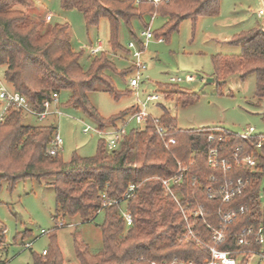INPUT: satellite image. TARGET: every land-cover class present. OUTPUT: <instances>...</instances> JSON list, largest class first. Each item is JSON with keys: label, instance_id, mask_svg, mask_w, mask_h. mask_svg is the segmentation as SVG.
<instances>
[{"label": "trees", "instance_id": "trees-1", "mask_svg": "<svg viewBox=\"0 0 264 264\" xmlns=\"http://www.w3.org/2000/svg\"><path fill=\"white\" fill-rule=\"evenodd\" d=\"M61 4L64 9L82 12L88 27L107 18L111 50L130 52L119 41L122 21L135 36L131 24L134 18L164 16L167 21L153 34L157 39H168L186 19L196 21L203 16L218 15L221 0H61ZM33 6V0H0V65L6 67L5 80L26 96L36 111L45 110L44 102L51 99L54 92L61 95L67 91L66 104L83 110L96 121L99 129L116 126L134 107L104 117L91 103L88 93L102 89L118 98L121 93L111 75L124 76L133 70V65L119 70L104 50L91 54L88 67H84L80 62L83 52L72 46L69 24L33 19L27 13ZM135 38L143 48L141 40ZM230 43L239 46L240 53L213 56L216 78L224 79L239 73L243 79L254 74L255 96L263 99L264 28L242 31ZM171 85L182 93L184 104L194 100L193 93L176 83ZM22 113L9 108L0 121V182L7 180L13 190L19 180L51 178L49 184L56 195L55 221L73 216L93 221L103 213V221L99 224L103 239L101 249L92 251L86 243L75 240L78 261L71 264H152L169 263L174 259L202 264L208 255L207 249L193 240L182 239L185 226L182 212L161 181L178 173L179 162L186 171L183 180L173 189L185 207H202L203 214L194 218L195 228L202 238L208 239L212 229L220 223V210L241 206L246 210L230 224L220 248L242 249L237 245L241 230L251 225L264 227L262 134L242 138L229 130L180 128L176 117L163 108L159 117L164 129L162 135L158 133L154 119L149 117L142 128L126 134L117 149H107L105 141L100 140L94 155L83 157L74 153L69 160H64L61 151L48 152L51 140L57 134L55 121L26 124L22 121ZM210 134L213 140H209ZM171 138L175 139L174 143H169ZM260 142L261 146L257 147ZM212 147H217L221 156H229L237 147L244 153H254L258 156L257 168H234L226 173L215 170L207 162L208 150ZM213 174L216 180L211 179ZM239 177L249 178L251 183L233 200L224 202L219 195L209 197L208 186L216 187L225 179ZM131 183L138 188L124 205L123 196ZM115 200L119 202L115 203ZM123 206L133 217L130 227L122 217ZM246 261L247 256L239 264H246ZM34 264H65L56 240L45 255H34Z\"/></svg>", "mask_w": 264, "mask_h": 264}, {"label": "rangeland", "instance_id": "rangeland-1", "mask_svg": "<svg viewBox=\"0 0 264 264\" xmlns=\"http://www.w3.org/2000/svg\"><path fill=\"white\" fill-rule=\"evenodd\" d=\"M34 6L27 10L33 19L43 22H67L70 26L72 46L82 51L81 64L89 65V46L98 41L103 44L107 55L119 70L132 65V53L126 50H111L109 44V21L100 19L98 25L87 26L85 18L77 9H64L61 0H33ZM264 7V0H221L220 12L216 16H203L198 20H184L168 39L158 41L153 37L143 49L142 59L147 68L137 88L130 86L133 71L126 75L112 74L113 81L121 95L116 98L102 89L88 93L89 100L104 117L116 115L126 109L145 108L154 118H159L163 108L176 117L180 128L210 127L215 130H229L237 134L244 133L248 127H254V134L264 135V98L255 96L256 77L250 74L241 78L239 73L226 78H216L213 64L214 55H238L240 47L230 40L242 31L252 28H264V17L258 15ZM51 20H47V15ZM167 21L164 16L145 15L143 20L134 18L131 22L135 36L129 33L125 22H121L119 41L128 49L130 41L137 45L141 32L150 26L155 32ZM139 46V45H138ZM5 66L0 65V84L11 89L5 80ZM180 77L179 87L195 98L183 103L182 93L171 85L170 78ZM158 94L159 100L149 101L148 96ZM69 92L63 91L59 102L52 108L58 109L60 115H49L47 119L38 120L33 114L24 111L22 121L26 124H48L55 121L57 133L63 140L61 153L64 160H69L74 153L80 156H92L96 153L100 140L106 141L107 134L96 131L83 132L89 125L97 128L95 120L79 108L66 104ZM3 103L0 105V115ZM55 116V117H54ZM125 118L122 119L124 121ZM128 119V118H127ZM121 121H118L119 126ZM143 124L131 121L126 126L129 133L142 128ZM112 128V127H111ZM110 128V129H111ZM109 129L106 128V130ZM51 178L41 180L26 178L19 180L11 190L7 180L0 182V264H34V255L49 251L56 240L64 257L65 264L77 263L75 240L86 243L92 251L102 247V231L99 226L103 213L93 221H84L80 216L58 218L55 221L56 195L49 184ZM264 188V171L261 180ZM261 200L263 201L262 193ZM60 222L65 223L57 227ZM1 227L4 234L1 235ZM54 233H50L53 230ZM42 230L45 232L42 233ZM32 242V246L26 244Z\"/></svg>", "mask_w": 264, "mask_h": 264}, {"label": "built area", "instance_id": "built-area-1", "mask_svg": "<svg viewBox=\"0 0 264 264\" xmlns=\"http://www.w3.org/2000/svg\"><path fill=\"white\" fill-rule=\"evenodd\" d=\"M154 2H158L160 0H150ZM138 2V0H137ZM258 15L260 17H264V7L260 8L258 11ZM156 15H151L152 19ZM47 20H51V15H47ZM141 37L145 39V42L141 41L143 48H140L134 41H130L128 44V49L132 53V65H133V76L130 78V86L133 88H137L139 85V81L143 76L147 65L145 61L142 59L143 49L146 47L147 41L154 37L153 31H151L150 26H148L145 30L141 32ZM158 41H163V38H158ZM90 54L96 55L100 52L104 51L103 44L98 41L95 46H89ZM182 78L172 76L170 78V82L178 83L181 82ZM148 100L156 101L160 99L158 94L149 95ZM59 94L54 92L52 98L46 100L44 102L45 110L44 111H36L33 109L26 96L22 93L14 90L13 88L9 89L5 85L0 84V101L3 103V112L0 115V121L3 120L9 108H14L17 110H21L22 112L27 111L33 114L38 120H44L50 114L60 115L61 112L58 109L52 108L53 105L59 102ZM149 117H152L146 110L145 104L143 107H140L133 113L128 114L124 121H121L120 125L113 126L109 129H99L92 128L89 125H86L83 128V132L88 133L90 131H96L100 135L107 134L109 137L105 141L106 147L109 150H115L119 147L123 137L128 134L126 131V126L131 121H136L138 124H145ZM128 118V119H127ZM156 123L158 133L160 135L163 134L164 129L163 126L159 123V118L152 117ZM111 128V129H110ZM255 129L254 127H248L244 133L239 134L242 138H249L251 135H254ZM221 139V137H220ZM209 140H213V135H209ZM175 139H169V143H174ZM63 140L60 135L57 133L51 140V143L48 147V152L50 154H55L62 150ZM261 146V142L258 143L257 147ZM208 164L215 170H221L223 172L232 171L234 168H242L247 170H255L258 165V156L254 153H244L241 147H237L229 156H221L219 149L217 147H212L208 150L207 155ZM184 171H186V167H184L179 162V171L176 175L169 178H162L161 181L166 188V190L174 197L175 201L180 207V210L183 215V219L185 222V226L182 232V239L186 241H194L199 245L204 246L207 249L208 255L203 259L202 264H239V262L247 256L246 264H264V227L263 225L259 226H247L244 227L240 234L237 236V245L243 247L242 249H232L226 248L222 249L219 247L220 244L225 242L227 237V231L229 229L230 224L237 218L239 213H243L246 210L245 206H241L238 209H228V210H220L219 217L220 223L217 227H214L208 237V239L202 238L200 233L195 228L194 218L196 216H200L203 214L202 207L200 205H195L192 208L185 207L181 201L179 200L177 194L175 193L173 186L178 184L183 180ZM212 180H216L215 174L211 176ZM251 183V179L239 177L236 179H225L222 183L215 186H208L209 197L220 196L224 202H229L233 200L235 197L240 195L244 189ZM195 184V182H192ZM138 188V185L131 183L124 196H123V204L125 205L127 200L134 195ZM118 203V200L114 201ZM112 203V202H110ZM100 213V210L98 211ZM122 217L126 223L127 227L133 225V217L131 213L123 206L121 208ZM65 223L60 222L58 227L64 226ZM45 231L42 230V233ZM32 242L26 244V247H31ZM47 253L46 250L43 251V255ZM196 264L194 261H178L174 259L172 262H163L157 263L152 262V264Z\"/></svg>", "mask_w": 264, "mask_h": 264}, {"label": "crops", "instance_id": "crops-1", "mask_svg": "<svg viewBox=\"0 0 264 264\" xmlns=\"http://www.w3.org/2000/svg\"><path fill=\"white\" fill-rule=\"evenodd\" d=\"M60 96V95H59ZM50 115H52V114H50ZM49 116V115H48ZM48 118V117H47ZM47 118H45V119H47ZM44 251V250H43Z\"/></svg>", "mask_w": 264, "mask_h": 264}]
</instances>
